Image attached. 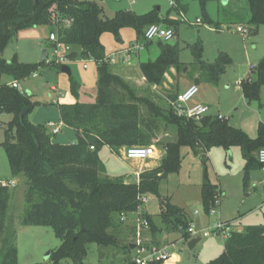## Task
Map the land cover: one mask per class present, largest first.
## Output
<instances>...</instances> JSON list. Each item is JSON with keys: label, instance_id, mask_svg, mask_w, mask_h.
<instances>
[{"label": "trees", "instance_id": "16d2710c", "mask_svg": "<svg viewBox=\"0 0 264 264\" xmlns=\"http://www.w3.org/2000/svg\"><path fill=\"white\" fill-rule=\"evenodd\" d=\"M247 1L250 26L254 29L264 26V0ZM19 3L20 0H0V114L13 116L4 131L2 146L12 175H22L27 181L25 201L28 209L22 224L49 227L61 241V245L51 253L49 262L38 264H87L89 244L119 246L116 232L123 223L121 215L138 212L139 196L144 194L159 199L160 212L155 217L160 219L164 231L179 233L184 242H188L191 224L185 209L172 204L169 197L159 192L162 181L180 173L183 148H190L195 154H199V149L204 153L212 148L225 151L233 147L241 149L245 160V186L252 172L264 169L257 158V153L264 149V123L259 125L257 137L253 139L218 116L207 115L199 122L178 117L171 111L167 99L162 98L164 105H158L150 95L140 96L129 82L113 72L100 41L103 34L110 33L118 39L122 29L130 28L136 32L137 40L147 46L151 43L145 37L149 26L164 23L176 35L180 22L163 20L155 12L138 15L129 10H119L109 18L105 16L104 9L93 1L40 0L31 14L20 13ZM176 4L179 10L177 1ZM53 11L61 18L74 20L69 28L58 30L60 41L77 47L79 59H91L97 64L96 102L58 107L63 124L76 133V142L72 144L53 142L46 125L31 123L28 117L40 103L7 83V80H25L44 65L58 70L61 67L47 64V60L31 64L16 59L7 62L2 58L4 50L20 31L40 26L53 28ZM207 23L212 24L210 20ZM158 49L159 55L155 60L139 64L148 85L157 87L164 83L172 69L181 73L184 68L177 43L159 41ZM190 49L205 79L218 84L232 64L230 56L220 53L213 63H206L202 59L200 42ZM254 73V80L241 84L243 96L249 102L260 101L264 87V57ZM70 86L72 94L77 97L79 85L72 75ZM24 109L27 113L22 117ZM158 121L176 131L174 141L157 143L165 151L160 166L142 173L136 182L127 181L122 176L111 178L105 175L106 167L99 157L101 149L107 146L119 154L123 148L151 146L152 139L160 130ZM202 159V206L204 213L209 215L212 209L217 208L216 202L222 193L219 185L209 179L207 158L203 156ZM10 199V188L0 186V264H20L16 236L7 232ZM141 215L150 223L151 234L155 238L161 233V228L152 215L145 212ZM207 264H264V223L234 231L225 241L223 253Z\"/></svg>", "mask_w": 264, "mask_h": 264}, {"label": "rangeland", "instance_id": "374dc122", "mask_svg": "<svg viewBox=\"0 0 264 264\" xmlns=\"http://www.w3.org/2000/svg\"><path fill=\"white\" fill-rule=\"evenodd\" d=\"M35 0H20V13L29 14L33 9V2ZM77 1V0H75ZM92 0H85L88 2ZM130 0H102L99 1L100 6L104 7L105 14L109 17L115 15L116 10L124 9L130 10L138 15L155 12L161 19H169L170 21H177L181 23L180 29L176 37L171 41L177 43L180 48V61L184 68L181 73L171 71L166 75L165 81L161 86H149L151 97L158 105H163L162 98L165 100L175 94L174 89L186 84H196L199 88L198 94L192 100L193 104H203L210 107L211 116L224 114L229 118V124L246 132L251 138H256L258 132V124L260 118H264V87L260 95L261 107L258 102H245L241 98V104H238L239 91L236 88L245 74H249V66L258 62V57L264 52V26L258 27L255 34L249 33L245 36L237 32V27L252 28L250 21V8L247 0H135L132 5ZM178 3L177 10L171 6L172 2ZM80 2V1H78ZM32 7V8H31ZM200 19L201 23H197ZM208 20L212 24L207 23ZM159 26L167 28L166 24L162 23ZM50 26H40L31 29L20 31L17 36L9 43L2 54V58L7 62H12L14 59L19 62L36 64L40 62V58L45 49H47L48 59L53 58V48L51 45H45L50 34ZM54 29V26L52 30ZM130 37L135 38L134 31H129ZM124 37V45L129 43V35ZM156 39L151 44H148L149 51L141 53V61L155 60L159 55L158 43ZM200 42L203 46V61L206 63H213L218 57L219 53H226L230 56L232 64L226 69L225 75L221 78L218 84L208 82L200 72L196 65L195 57L190 49L192 45ZM73 50H78L77 47H72ZM47 64H49L47 62ZM67 65L75 78V74L86 77L89 73L93 75L94 68L89 71H84L79 60L68 62ZM188 70L184 72V69ZM251 72V76L256 78V75ZM37 76H31L25 80L20 81V90L25 91L31 96L34 102L41 104L39 108L29 115V121L35 125L46 124L48 121L58 123V114L56 108L51 105V101L57 95L52 92L50 88L55 86L64 97L60 103H68L74 96L70 92V76L61 73L55 67L44 65L37 70ZM75 75V76H74ZM196 78L199 81L196 82ZM133 88L135 85L130 84ZM174 85V86H173ZM227 85L230 87L227 88ZM173 86V87H172ZM138 87V85H137ZM79 92V91H78ZM145 96V95H144ZM145 111V110H144ZM148 116V114L146 115ZM13 116L9 114H0V179L6 181H14L16 186L10 188L11 199L8 208L7 232L16 236L15 245L18 249V261L20 264H38L48 263L51 253L56 250L61 241L55 236L53 230L49 227L39 226H24L22 224L24 215L28 209L25 201V192L27 189L26 178L22 175L14 177L11 173L9 161L5 154L2 143L4 141V131L7 124L12 120ZM264 123V122H263ZM160 130L156 132V136L152 139V145L160 148L157 143L174 140L176 131L170 126H166L163 121H158ZM76 133L73 129L63 128L62 133L52 137L54 142L71 144L75 141ZM227 153V161L224 162L222 158H218L217 163L208 161L209 177L211 181L216 184L218 176H222L229 172L232 168L233 172H237L242 168L244 158L242 151L239 148L233 147ZM211 149V150H212ZM190 148H183V171L180 176L172 175L169 180H164L160 184V192L162 195L172 198L173 203L185 208L187 215L199 219L203 217V206L201 203V196L197 189L193 188L190 192L186 191L185 184H194L195 180L203 174V150H199L200 157L193 159L192 153L189 155ZM240 151L239 157L237 156ZM234 154V160L231 154ZM165 156V151L163 157ZM99 157L105 165L111 178L118 175L127 174L129 180L138 181L139 176L150 170V167L157 164L156 161L150 159L145 162L129 161L125 162L120 158V154L112 152L107 146L103 147L99 152ZM158 158V157H156ZM106 171V174H107ZM259 174L264 175V169ZM119 177V176H118ZM256 181L250 182L247 189H238L239 185L235 184L217 199L216 210L219 211L218 218L221 219L220 208L223 213L233 211L237 205L240 207V217L237 228L244 229L248 226H256L264 223V176L252 178ZM192 182V183H191ZM255 184V185H254ZM149 202L141 207L136 215L127 216L121 226L117 230L119 246H99L97 244H89L85 262L87 264H127L133 262L138 255V248L131 249L130 245H137L139 237L137 235L136 227L138 221L143 219L142 209L147 208L151 214L159 213L160 202L159 199L153 195H149ZM222 198L223 205L221 207L220 199ZM243 202V204H241ZM226 204V205H225ZM235 205V206H234ZM263 207V208H262ZM198 211L199 215L195 216L194 212ZM154 217V221L161 228V233H158L153 240H159L169 246L168 252L172 254V258L163 264H206L223 252V240L221 237L202 238L201 242L194 250H190L187 243L181 241L179 233H168L164 231V226L160 219ZM215 219V218H214ZM233 225V222L231 223ZM193 226V225H192ZM202 228L208 226L200 225ZM234 227V226H233ZM163 230V231H162ZM140 240L147 246L149 237L151 236V229L149 231H142ZM183 240V239H182ZM144 255L141 254L140 257Z\"/></svg>", "mask_w": 264, "mask_h": 264}, {"label": "crops", "instance_id": "0c3cea01", "mask_svg": "<svg viewBox=\"0 0 264 264\" xmlns=\"http://www.w3.org/2000/svg\"><path fill=\"white\" fill-rule=\"evenodd\" d=\"M77 1H80V2H83V1H85V0H77ZM93 2H96L99 6H100V3H99V0H92ZM34 4L32 5L33 6V9H34V6H35V1L33 2ZM103 9H104V7L103 6H101ZM32 8V7H31ZM119 10H124V9H118V10H116V12L117 11H119ZM130 11V10H129ZM33 12V11H32ZM31 12V13H32ZM115 12V13H116ZM31 13H29V14H31ZM22 14H24L23 12H22ZM104 14H105V10H104ZM105 16L106 17H109V16H107L106 14H105ZM109 18H111V17H109ZM198 21V20H197ZM238 28V27H237ZM250 29V28H249ZM252 29V32H251V34L250 35H253V34H255V32H257L258 31V29L259 28H257V29H254V28H251ZM134 31L133 29H130V28H125V29H122L121 30V32H120V40H121V42H118V39L117 38H115L112 34H110V33H105V34H103L102 36H101V38H100V41H101V43H102V45L105 47V50H106V56H107V58L109 59V60H111L112 62H111V67H112V69H113V72L115 73V74H117V75H119V76H121L123 79H125L127 82H129L130 84H132V85H135V89L137 90V92H138V94L140 95V96H147V95H150L151 97H153V94H152V92L150 93V90H149V87H148V83H147V81H146V79L142 76V74H141V72H140V68H139V64H140V62H142L141 61V53L142 52H145V50L147 49V51H149V48H148V45L146 46V45H144V47L141 49V50H136L135 49V46L138 44V43H140L138 40H137V35H136V32L134 31V33H135V38H132V37H130V33H126V32H129V31ZM53 30H52V28H50V33L52 32ZM126 34H128L129 35V43L128 44H126V45H124V41H123V39H124V37L125 36H127ZM50 35V34H49ZM177 35V34H176ZM176 35H175V37H176ZM154 42V41H153ZM152 43V42H151ZM150 43V44H151ZM140 44H143V43H140ZM45 45H51L50 44V42H49V38L47 39V41H46V43H45ZM44 51H46V55H47V49H45ZM43 51V52H44ZM74 52H78V50H74ZM220 53H222V52H220ZM219 53V54H220ZM42 55H43V53H42ZM264 57V52H262L261 54H260V56L258 57V62L256 63V64H251L250 66H249V72L251 73V72H253V70L251 69V67L252 66H254V67H256L257 65H258V63L260 62V60L262 59ZM41 58H42V56H41ZM41 58H40V62H41ZM47 58H48V55H47ZM47 60V59H46ZM77 60H79L80 62H81V64H82V68H83V70L84 71H89V70H91V68L93 67L94 68V73H93V75H92V73L90 74L89 73V75L86 77V73H84L83 75H80V74H75L74 76H75V78L77 79V81L79 82L78 83V85H79V92H78V96L77 97H74L73 95H72V93H71V95L74 97L73 99H71V100H69V102L68 103H60V101H61V99L64 97V93H61L55 86H52L51 88H50V90L52 91V92H54V93H56L57 95L55 96V98L51 101V105L52 106H54L55 108H56V111H57V114H58V123H56V122H50V121H48L46 124H44V125H46L47 127H48V130H49V133L52 135V137L53 136H55V135H58V134H60V133H62V131H63V128H66V129H69L67 126H65L64 124H63V122L61 121V118H60V111H59V106L60 105H67V104H75V103H77V102H79V103H82V104H94L95 102H96V100H97V93H98V89H97V80H98V74H97V64H96V62L94 61V60H91V59H89V60H81V59H77ZM21 62V61H20ZM23 63H25V62H23ZM85 65H87V67L85 68ZM188 70V69H187ZM173 71H176L175 69H172L171 70V73L173 74ZM226 73V72H225ZM225 73L223 74V75H225ZM245 74V76H243L242 77V79H241V81L239 82V84H238V86L236 87L237 89H238V91L240 92L239 94V97H238V104H241L240 102H241V98H243V100L245 101H247V99L243 96V93H242V90H241V84H242V82H244V81H247V80H254L255 78H253L252 76H251V74ZM71 75L73 76V74H72V72H71ZM223 75L221 76V78L223 77ZM32 76H37V73L35 72ZM221 80V79H220ZM10 82H12L11 80H7V83H10ZM220 82V81H219ZM137 85H138V87H137ZM181 85V84H180ZM180 85H178L179 87L177 88V89H174V92H175V94L176 93H179V92H181V91H184V90H186L189 86H191V85H193V83H191V84H186V85H184V86H180ZM196 85V84H195ZM150 86V85H149ZM174 86V85H173ZM172 86V87H173ZM230 86L229 85H227V88H229ZM21 89V87H20V82H19V90ZM21 92H23V93H26L25 91H23V90H20ZM70 92H71V89H70ZM245 101V102H246ZM163 103V102H162ZM259 103V106L261 107L262 105H261V102L259 101L258 102ZM163 105H164V103H163ZM201 105H203V104H201ZM41 106V104L37 107V108H39ZM204 106H207V105H204ZM208 107V106H207ZM36 108V109H37ZM36 109L34 110V111H36ZM210 107H209V115H211L210 114ZM33 111V112H34ZM32 112V113H33ZM219 114L217 115L218 117H222V119H226V120H228L229 121V118H227L224 114H220V112H218ZM260 121L261 122H259V124H258V127H259V125L261 124V123H263L264 122V118H260ZM56 128H59V132L57 133V134H53L52 133V131L54 130V129H56ZM258 133V132H257ZM75 137H76V135H75ZM257 137V136H256ZM176 138V137H175ZM53 140V139H52ZM175 140V139H174ZM174 140H171V141H174ZM53 142H54V140H53ZM76 142V139H75V141L74 142H72V143H75ZM71 143V144H72ZM60 144H63V143H60ZM154 147H156V145H154ZM109 148V147H108ZM110 149V148H109ZM111 150V149H110ZM200 150V149H199ZM224 150V149H223ZM240 151H238V153H237V156L239 157V155H240V153H239ZM190 153H192V150L190 151V152H188V153H186V155L188 154H190ZM200 153V152H199ZM120 158L123 160V161H125V162H129V161H133V160H127L126 158H125V156H124V154H125V148H123L121 151H120ZM118 154V155H119ZM163 154H164V150L161 148H156V153H155V155L154 156H156V157H158V158H156V157H154V158H152V159H150V161H156V163L157 162H159V163H157V164H154V166H152V167H150V170L151 169H154V168H156V167H158V166H160V164H161V162H162V159H163ZM194 155H192V156H194V157H192L193 159H191L192 161H194V160H196V158H198V157H200L201 155L200 154H195V153H193ZM205 155V157L208 159V161H213V163L215 162V163H217L218 161V158H222L223 160H224V162H226L227 161V159H228V157H227V153H224V152H222L221 151V149H212V150H209V151H205V153H204ZM234 154H236V153H232L231 155V159L232 160H234ZM182 156H183V159H184V154H183V152H182ZM183 159H182V169H183ZM203 162V161H202ZM203 164V163H202ZM208 167V166H207ZM244 168H245V160H244V163H243V166H242V168H240V169H238V171L237 172H233V170H232V168H230V170H229V172H227V173H225L224 175H222V176H218V182L216 183V184H218L219 185V188H220V190H221V193L223 194V192H226V191H228L229 189L231 190V186H233V185H235V184H237V185H239V187H238V189H247L249 186H250V182L252 183V182H254V183H256V181H254V180H252V178H257L258 176H264V175H260L259 173L261 172V171H259V170H257V171H254V172H252L251 173V175H250V179H249V181H248V183H247V185L245 186V184H244ZM181 169V171H180V173L179 174H177L178 176H180L181 175V173H182V170ZM106 171H107V169H106ZM208 173H209V168H208ZM127 174H129V172H127V173H125V174H121V175H118L119 177H125L127 180H129L128 179V177H127ZM105 175H107V176H109V177H111L112 175H110L109 173H108V171H107V174H105ZM174 175H176V174H174ZM210 175V174H209ZM117 176V177H118ZM172 175H170L169 177H168V179L167 180H169V178L171 177ZM203 178H204V164H203V174L201 175V178H200V176L198 177V175H197V180H195V182H194V184H190V183H188V184H185L184 186L186 187V191L187 192H190V190L192 189V187L193 188H195V189H197V191L199 192V194H200V196H201V203H202V193H201V186H202V182H203ZM209 179H210V177H209ZM210 181H211V179H210ZM131 182H136V181H131ZM163 182V181H162ZM212 182V181H211ZM192 183V182H191ZM213 183V182H212ZM261 184H264V180L262 181V183ZM255 185V184H254ZM14 188V187H13ZM159 192H160V186H159ZM160 194H161V192H160ZM221 194V195H222ZM162 195V194H161ZM162 196H165V195H162ZM167 197H169V196H167ZM170 198V197H169ZM170 201H171V203L172 204H174L173 203V200H172V198H170ZM220 202H221V207H222V205H223V202H222V198L220 199ZM241 204H243V202L241 203ZM174 205H177V204H174ZM226 205V204H225ZM177 206H179V205H177ZM235 206V205H234ZM179 207H181V206H179ZM241 207V206H240ZM240 207L237 205L235 208H233V211H231V212H226V213H223L222 212V210H221V208H220V214H221V219L223 220V221H228V222H230V223H232L233 222V226H234V229H235V231H242L243 229H241V227H238L237 228V222H238V220L240 219H244L245 217H240L239 218V216L241 215V211H240ZM264 207V206H263ZM262 207V208H263ZM181 208H183V207H181ZM183 209H185V208H183ZM186 211V210H185ZM142 212H145V213H147V214H149V215H152V216H156L158 213H155V214H151L148 210H147V208L145 207V208H143L142 209ZM160 212V211H159ZM196 212V211H195ZM195 212H194V215L195 216H198L199 215V212H198V214H195ZM187 214V213H186ZM204 215H203V217H200L199 219H197V221H196V219L195 218H193L191 215H187L188 216V218H189V221H190V224L191 225H193L194 227H196L197 229H201L200 227V225H204V226H210L213 222H214V218L213 217H209L208 215H206L205 213H203ZM203 229V228H202ZM153 239H155V238H152L151 236L149 237V242H147V246H154V245H157V246H167V247H169L167 244H165V243H161V241H160V239L159 240H153ZM193 239H201V238H193ZM191 240V239H190ZM189 240V241H190ZM181 241H183L184 242V240H182V237H181ZM188 241V242H189ZM188 242H184V243H188ZM200 242H201V240H200ZM199 242V243H200ZM198 243V244H199ZM225 242L223 241V244H224ZM197 244V245H198ZM197 245H196V247H197ZM224 246V245H223ZM195 247V248H196ZM223 251H224V247H223ZM223 253V252H222ZM221 253V254H222ZM220 254V255H221ZM207 264V263H206Z\"/></svg>", "mask_w": 264, "mask_h": 264}, {"label": "built area", "instance_id": "2783aa9c", "mask_svg": "<svg viewBox=\"0 0 264 264\" xmlns=\"http://www.w3.org/2000/svg\"><path fill=\"white\" fill-rule=\"evenodd\" d=\"M102 1V0H99ZM132 5L135 4V0L129 1ZM172 7H177L176 2L171 3ZM51 21L52 25L54 26V30L49 35V42L51 47L53 48V58L48 59L47 62L54 64L55 66H63L70 62V55L74 52L70 45H66L62 43L59 39L58 30L69 28L72 23L73 19L69 18H61L57 12L53 11L51 14ZM197 23H201V20L198 19ZM237 32L242 35H247L248 29L245 27H238ZM147 42H153L156 39L163 40L164 42H171L175 38V32L173 29L170 28H162L159 25H151L147 28L145 34ZM145 44L138 43L135 46L136 50H141ZM109 60V59H108ZM110 64H111V60ZM87 65H85V68ZM252 70H255V67H251ZM9 86L13 88L19 89V82L12 81L8 83ZM199 88L197 85L193 84L189 86L186 90L181 91L179 93L174 94V97H167V103L169 104L171 111L174 115L178 117H183L186 119H192L197 122L201 121L205 116L209 115V107L201 105V104H193L192 100L198 94ZM222 118V117H219ZM59 132V128H56L52 131L53 134H57ZM91 150H94V147H91ZM156 151L153 146H133L125 148V158L127 160H138L141 162H145L151 157L155 155ZM257 158L259 163L264 165V149L260 150L257 153ZM0 186L13 188L16 186L14 181H6L0 179ZM149 194H144L139 196L140 207L139 211H141V207L149 202ZM133 213L129 215H136L139 213ZM195 214H198L196 211ZM127 214L121 215V221H125ZM219 211L216 209H212L209 213V217L215 218L214 222L208 226L207 228L197 229L194 226H190L189 233L191 239L193 238H209V237H221L223 240H227L231 237L232 233L235 231L233 225L228 221H223L222 219L218 218ZM150 223L146 219H140L138 221V226L136 227L137 235L139 237L138 243L136 248H138V257L134 259L136 264H148L151 262H167L172 258V254L168 252L167 246H146L141 240L140 235L142 231H149ZM143 254V257L140 255Z\"/></svg>", "mask_w": 264, "mask_h": 264}, {"label": "water", "instance_id": "95a60500", "mask_svg": "<svg viewBox=\"0 0 264 264\" xmlns=\"http://www.w3.org/2000/svg\"><path fill=\"white\" fill-rule=\"evenodd\" d=\"M40 2V0H35V4H38ZM248 32L249 34H251L252 32V29H248ZM118 42H121L120 38H118ZM79 57V53L78 52H73L71 53L69 59L71 62L77 60ZM47 59V55H46V51L43 52V55H42V58H41V61H45ZM60 71L61 73L63 74H67V75H71V70L70 68L67 66V65H63L61 66L60 68ZM187 71V68L184 69V72ZM27 113V109H24L23 112H22V117L25 116V114ZM201 239H191L188 243H187V246L190 250H194L196 245L200 242ZM137 245L135 244H131L130 247L131 249H135Z\"/></svg>", "mask_w": 264, "mask_h": 264}, {"label": "bare ground", "instance_id": "6f19581e", "mask_svg": "<svg viewBox=\"0 0 264 264\" xmlns=\"http://www.w3.org/2000/svg\"><path fill=\"white\" fill-rule=\"evenodd\" d=\"M135 161L141 163V161H138V160H135Z\"/></svg>", "mask_w": 264, "mask_h": 264}]
</instances>
